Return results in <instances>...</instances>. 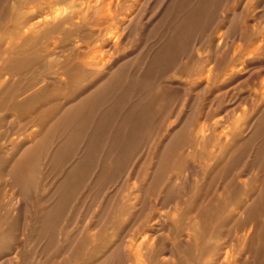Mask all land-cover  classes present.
I'll use <instances>...</instances> for the list:
<instances>
[{"label":"rangeland","instance_id":"obj_1","mask_svg":"<svg viewBox=\"0 0 264 264\" xmlns=\"http://www.w3.org/2000/svg\"><path fill=\"white\" fill-rule=\"evenodd\" d=\"M0 264H264V0H0Z\"/></svg>","mask_w":264,"mask_h":264},{"label":"bare ground","instance_id":"obj_2","mask_svg":"<svg viewBox=\"0 0 264 264\" xmlns=\"http://www.w3.org/2000/svg\"><path fill=\"white\" fill-rule=\"evenodd\" d=\"M53 19H56V18H54V16H51L50 14L49 15H38V16H35V18L32 20V22H34V23L27 28L26 34L32 33L37 28H39L41 26H44L47 23L52 22Z\"/></svg>","mask_w":264,"mask_h":264}]
</instances>
